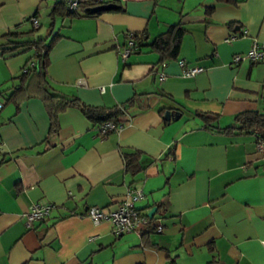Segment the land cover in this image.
Masks as SVG:
<instances>
[{
  "label": "crops",
  "instance_id": "1",
  "mask_svg": "<svg viewBox=\"0 0 264 264\" xmlns=\"http://www.w3.org/2000/svg\"><path fill=\"white\" fill-rule=\"evenodd\" d=\"M101 1L113 5L56 13L50 25L53 0H0V44L8 30L31 27L30 14L39 26L45 15L36 33L54 35L51 83L86 103H125L121 125L104 133L68 105L53 134L39 96L3 104L0 264H264V146L250 131L225 129L241 110L264 112V57L232 60L264 42V0ZM178 20L177 55L161 59L148 42ZM128 32L144 41L123 56ZM31 53L0 50V89ZM133 150L143 169L130 176L123 152ZM129 187L143 192L142 214L156 207L147 223L116 235L111 221L86 215L91 205L116 209ZM35 202L52 208L27 226Z\"/></svg>",
  "mask_w": 264,
  "mask_h": 264
},
{
  "label": "trees",
  "instance_id": "2",
  "mask_svg": "<svg viewBox=\"0 0 264 264\" xmlns=\"http://www.w3.org/2000/svg\"><path fill=\"white\" fill-rule=\"evenodd\" d=\"M99 3L103 2L101 0H79L76 7H71L67 4L66 0H53L49 11L51 15L50 25H52L53 17L56 13L69 16L93 14L94 11H91L89 6ZM35 13L30 14L28 19L30 20V16L32 15L37 16ZM38 26L39 22L37 25L32 24L28 29L8 30L3 33L6 42L0 44V50L14 51L18 50V48L33 49L24 66L18 73L14 74L12 84L6 89H0V97L3 100V104L9 101L17 102L26 96H39L49 114V132L52 134L57 131V113L68 105L78 106L87 118L93 122H97L99 125L109 119L115 123H120L119 117L124 111V102L113 105L86 103L77 95L66 94L51 83L47 73V64L49 62L48 48L54 39V35L51 39L46 40L44 35L36 33L35 29ZM183 31L184 26L180 20L172 22L164 31L155 35L148 43L151 47L160 51L161 59L175 57L180 46ZM133 35L136 46L144 41L140 33L133 32ZM202 114L206 117L204 112ZM235 120L237 123L226 126L225 129L236 128L237 130L250 131L255 134L256 140H264L263 111L244 109L235 114ZM139 156L140 152L137 150L123 152L124 170L130 176H134L143 169ZM149 232V230L144 231L142 236H146ZM86 264L94 263L88 262Z\"/></svg>",
  "mask_w": 264,
  "mask_h": 264
},
{
  "label": "built area",
  "instance_id": "3",
  "mask_svg": "<svg viewBox=\"0 0 264 264\" xmlns=\"http://www.w3.org/2000/svg\"><path fill=\"white\" fill-rule=\"evenodd\" d=\"M79 0H66L67 4L71 7H76ZM30 21L33 25L38 24L37 16H30ZM231 34L230 36H233ZM127 41L122 50V55L125 56L129 51L136 47L133 32L127 33ZM264 57V42H259L254 40L249 48L243 53H234L232 56L233 61H238L240 59L246 58L249 61L259 60ZM179 63H184L182 58L178 59ZM201 65L196 64L193 66H187L184 69L185 74H193L194 72L201 69ZM165 75L162 72H159V77L163 78ZM3 106V100L0 97V109ZM121 124L115 123L113 120H105L99 126V132L104 133L108 129L117 128ZM256 146L258 149H262L264 146V140H256ZM143 197V192L140 188L129 187L121 199L119 205L114 210L105 211L102 207L91 205L86 210V215L94 222L97 223L100 220L108 219L111 221L113 226V232L116 235L122 234L125 231L136 230L138 225L147 223L149 217L145 214H142L139 209L136 207L137 200ZM52 208L50 203H33L25 213V224L27 226L31 225L33 221L40 219L43 216H46ZM157 231L161 230V225L158 224L156 227ZM262 246L264 248V240H262Z\"/></svg>",
  "mask_w": 264,
  "mask_h": 264
},
{
  "label": "water",
  "instance_id": "4",
  "mask_svg": "<svg viewBox=\"0 0 264 264\" xmlns=\"http://www.w3.org/2000/svg\"><path fill=\"white\" fill-rule=\"evenodd\" d=\"M110 5H113V3H112V2H103V3H99V4H95V5L89 6V9H90L91 11H95V10H98V9H101V8L109 7ZM164 116H165L166 118L169 117V110H167V109L165 110V112H164ZM155 209H156V207H155V206H152V207L150 208V210L147 212V215H148L149 217H151V216L153 215Z\"/></svg>",
  "mask_w": 264,
  "mask_h": 264
},
{
  "label": "rangeland",
  "instance_id": "5",
  "mask_svg": "<svg viewBox=\"0 0 264 264\" xmlns=\"http://www.w3.org/2000/svg\"><path fill=\"white\" fill-rule=\"evenodd\" d=\"M40 21L42 22V24L38 27V28H36L35 30L37 31H39V30H42V31H44L45 30V28H46V26H47V18L45 19V15H44V17H43V15H42V18H40ZM32 51H33V49H31Z\"/></svg>",
  "mask_w": 264,
  "mask_h": 264
}]
</instances>
